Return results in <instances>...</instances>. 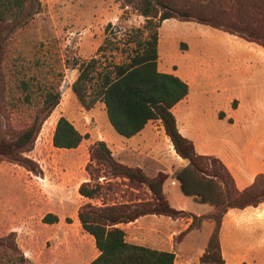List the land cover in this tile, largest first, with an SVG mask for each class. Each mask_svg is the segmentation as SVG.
<instances>
[{"label":"rangeland","instance_id":"obj_1","mask_svg":"<svg viewBox=\"0 0 264 264\" xmlns=\"http://www.w3.org/2000/svg\"><path fill=\"white\" fill-rule=\"evenodd\" d=\"M163 1L186 12L187 16L165 19L160 23L157 67L177 70L188 81V75H193L192 83L197 80L194 66L189 63L201 60L198 52L204 46L202 30H216L201 25L197 18L225 26L241 20L258 33L264 31V0ZM134 3L135 0H25L20 16L22 23L12 18L0 21V140L14 138L35 116H41L48 92H60L58 104L41 124L33 149L27 153L42 167L43 175L34 176L21 166L0 160V264H61L60 260L67 256L74 259L75 264H82L83 260L77 255V244L83 242L87 245L89 235L82 231L77 220L74 222V209L80 204L76 201L75 186L89 159L88 138L104 140L115 159L130 166H141L149 177L161 170L144 152L117 154L113 140L117 133L108 122L101 97L98 95L92 106L86 109L71 90L78 75L77 64L81 62L93 57L98 60L93 79L88 81V91L94 90L93 95H97L100 87L98 73L128 62L134 50L136 29L144 22ZM211 43L220 49L224 62L236 54L238 62L232 67L244 64L241 60L246 55L221 41ZM259 64L257 73L244 74L245 71L241 70L238 77L244 94L264 108V62ZM230 69L231 66L227 67ZM234 86V82L229 85ZM218 103L199 102V108L213 109ZM222 103L225 105L226 99ZM236 104L232 99L230 107ZM60 113L78 131L86 133L75 150L52 145L51 137ZM218 115L222 116L223 112ZM206 117L211 118V115L206 114ZM157 125L158 122L150 126L155 133ZM160 147L163 155L171 153L173 148L167 136ZM175 170L172 168L171 173ZM91 181L103 185L99 197L92 203L97 206L153 200L145 184L113 176L108 168H98ZM164 188L182 193L179 184L171 186L169 181ZM57 194L61 198H57ZM180 195L177 196L180 201L169 195L171 206L193 210L199 203L204 204L192 196L184 195L182 199ZM50 209L58 212L62 224L71 223L70 234L58 236L52 224L42 222V217ZM150 218L139 224L129 223L126 238L166 247L175 253L174 264H201L199 256L214 227L212 220L192 221L190 216L171 218L159 214ZM75 225L79 227L76 230ZM64 254L66 256L62 258ZM93 255L94 251L85 258Z\"/></svg>","mask_w":264,"mask_h":264},{"label":"trees","instance_id":"obj_2","mask_svg":"<svg viewBox=\"0 0 264 264\" xmlns=\"http://www.w3.org/2000/svg\"><path fill=\"white\" fill-rule=\"evenodd\" d=\"M24 1L0 0V21L12 18L22 23L20 16ZM134 7L144 17V22L136 29L134 50L128 62L113 65L110 71L97 74L100 75L97 95H93L94 90L88 91V81L93 79L98 60L93 57L87 62H81L77 64L78 75L71 84V90L86 109L92 106L99 95L109 124L117 134L124 137H131L139 132L149 120H159L175 153L187 160L185 166L173 172L182 193L210 204L213 210L207 214L196 215L171 206L163 192V184L169 176L167 172L158 170L155 176L149 177L143 168L115 159L107 143L97 139L87 147L89 159L84 170L89 177L79 183L78 193L89 199L98 198L103 185L92 182L91 179L98 168L104 167L113 176L125 177L132 183L145 184L151 191L153 200L103 203L101 206L91 202L82 203L77 209V218L81 228L92 236L98 249V254L87 264H174L173 251L156 249L125 239V231L119 224L134 221L147 214L166 215L171 218L190 216L192 221L205 218L212 220L214 227L203 253L199 256V262L224 264L219 241L222 217L229 208L242 209L264 202V173L257 174L251 184L240 190L220 159L213 155L198 154L192 141L180 133L172 107L188 94L189 86L179 76L158 69L157 45L160 23L169 18H186L187 13L163 0H135ZM197 21L264 48V31L258 33L241 20L229 26L201 18H197ZM100 48L101 46L98 50ZM59 99L60 92H48L41 116H35L14 138L0 140V160L17 164L36 176L43 175L42 167L27 153L33 149L41 124L56 107ZM85 134H81L61 115L56 120L51 142L56 148L73 149L78 147ZM57 221L58 217L52 213H46L42 217L44 223ZM191 225L192 223L189 228ZM9 234L15 235L14 232Z\"/></svg>","mask_w":264,"mask_h":264},{"label":"crops","instance_id":"obj_3","mask_svg":"<svg viewBox=\"0 0 264 264\" xmlns=\"http://www.w3.org/2000/svg\"><path fill=\"white\" fill-rule=\"evenodd\" d=\"M201 25L210 27L205 24ZM213 29L218 31L202 30L204 33V43L202 45L204 46L198 52V57L201 60L189 63L191 66H194L193 72L196 76V83H192L191 81L193 75H188V81L177 70L169 68L161 70L159 66L158 69L179 76L189 86L188 94L172 107L180 133L192 141L198 154L213 155L220 159L231 173L236 187L241 190L251 184L257 174L264 173V108L259 106L250 96L244 94V87L240 85L241 82L238 76L242 72L241 70L245 71L244 74L260 71L259 63L264 62V48L237 35L217 28ZM211 41H221L225 46L246 55L241 60L244 64L241 67L239 65L232 67V64L238 62L236 54L235 56L230 55L229 60L224 62L220 57V49L216 45H213ZM230 66L231 69L227 70V67ZM232 82H234L235 86L229 87ZM225 99L226 103L223 105L222 102ZM232 99H235L237 102L234 107H230ZM208 100L219 103L213 109L199 108V102L203 103ZM221 104L223 107L220 106ZM220 111L223 112L222 116L218 115ZM206 114H210L211 118H207ZM157 122L158 129L157 133H155L150 126L157 124ZM79 132L84 134L81 131ZM163 136L165 137L166 135L160 121L149 120L139 132L131 137L117 134L113 136V140L114 146L117 148V154L119 155L120 153L137 154L138 152H144L155 160L158 169L164 170L169 174L163 184V192L166 194L169 202L172 199L169 198V195H172L173 199L176 198L177 201H180L177 196L181 194L180 197L183 199L184 194L175 193L172 189L166 190L164 185L167 181H169L171 186L179 184L173 173H171V169L185 166L187 160L178 156L173 148L172 152L168 153L170 159H168V155H163L164 153L161 151L162 147H160L161 143H164ZM88 140H90L88 141L89 145L97 140V138L92 137V139L88 138ZM78 147L73 149L75 150ZM87 179L88 175L83 168L82 176L75 186L76 201L80 202V204L94 202V199L83 197L77 191L79 183ZM172 181L174 183H171ZM56 197L61 198L60 194H57ZM78 205L74 209V215L76 216L74 222L78 221L81 228L77 218ZM177 207L184 209L182 206ZM196 208L193 210L185 209L196 215L207 214L213 210V207L208 203H199V206ZM47 213H52L58 217L57 222H43L44 224H52L58 236L71 233V223L66 222L62 224V219L57 211L50 209V212ZM152 215H143L134 221L121 223L119 226L126 233L129 223L139 224L143 220L151 219ZM74 228L76 230L79 227L75 225ZM82 231L84 230L82 229ZM87 238L89 241L87 245L83 242H78L77 244V255L80 258H78L79 260H83L82 264H87L98 254V249L94 245L92 236L89 235ZM125 239L128 242L137 243L129 241L126 238V234ZM219 241L225 264H240L241 262H245L246 264H264V202L257 206H246L242 209L229 208L221 220ZM137 244L168 250L166 247L156 245ZM93 251V256L85 258L87 254ZM65 256V254L61 255L62 258ZM60 261L61 264H75L74 259L69 256L65 260L61 259Z\"/></svg>","mask_w":264,"mask_h":264},{"label":"built area","instance_id":"obj_4","mask_svg":"<svg viewBox=\"0 0 264 264\" xmlns=\"http://www.w3.org/2000/svg\"><path fill=\"white\" fill-rule=\"evenodd\" d=\"M171 183H174V181H172Z\"/></svg>","mask_w":264,"mask_h":264}]
</instances>
